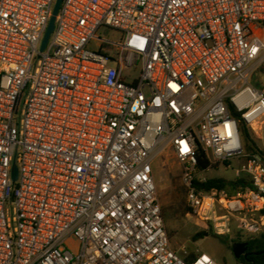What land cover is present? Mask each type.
Returning a JSON list of instances; mask_svg holds the SVG:
<instances>
[{"label":"built area","instance_id":"1","mask_svg":"<svg viewBox=\"0 0 264 264\" xmlns=\"http://www.w3.org/2000/svg\"><path fill=\"white\" fill-rule=\"evenodd\" d=\"M55 1L0 0V264H216L170 247L162 151L213 234L262 233L264 0H62L41 51ZM199 150L250 187L197 189Z\"/></svg>","mask_w":264,"mask_h":264},{"label":"rangeland","instance_id":"2","mask_svg":"<svg viewBox=\"0 0 264 264\" xmlns=\"http://www.w3.org/2000/svg\"><path fill=\"white\" fill-rule=\"evenodd\" d=\"M97 36L108 40H116L117 36L112 32H105L104 29L98 31ZM98 42L92 41L89 49L95 50ZM115 67V64H111ZM139 67L133 72L132 77H136ZM250 83L256 88L264 89V67L254 66L250 76ZM264 131V126H263ZM255 147L264 156V139H259L254 135L250 136ZM244 148L247 150L250 144L243 140ZM241 161L232 160L228 163H220L205 171H197L198 178L225 179L232 181L235 179L234 170L239 168ZM183 166L175 159L169 151L160 152L154 162V179L156 183L157 198L161 207L163 221L167 237L172 250L179 254L185 252L190 258L195 251L204 253L212 258L216 264H239L232 253V245L245 242L246 237L239 232L232 230L227 236H216L209 225L199 222L193 215L186 211L184 205L185 190L182 184ZM200 232L205 235L194 240V236ZM69 246L74 251L77 243L75 240L68 241Z\"/></svg>","mask_w":264,"mask_h":264},{"label":"trees","instance_id":"3","mask_svg":"<svg viewBox=\"0 0 264 264\" xmlns=\"http://www.w3.org/2000/svg\"><path fill=\"white\" fill-rule=\"evenodd\" d=\"M241 133L242 138L246 142V144H250V146L247 147V150H252V152H258L261 155L262 152L259 151L256 147L254 142L250 139L251 134H249L248 130L245 128V126L241 125ZM198 162H197V171H205L209 167V161L205 157V154L202 150L198 151L197 154ZM197 189H203V190H209L211 188H219V189H226L229 193L237 190L239 187L241 188H248L250 187V184L246 177H241L234 179L232 181H228L222 178L219 179H208L204 183H200L198 181L194 182ZM188 212V210L186 209ZM262 214L264 215V210L262 211ZM205 235L204 232H200L194 236V240L202 237ZM240 242V239L237 240ZM245 242L247 243V252L250 254L248 256V260L244 258H240L238 260L239 264H264V231L260 233L257 236L252 237H246ZM256 253H259V255H255ZM190 258L187 257V259Z\"/></svg>","mask_w":264,"mask_h":264},{"label":"water","instance_id":"4","mask_svg":"<svg viewBox=\"0 0 264 264\" xmlns=\"http://www.w3.org/2000/svg\"><path fill=\"white\" fill-rule=\"evenodd\" d=\"M62 0H56L55 4H54V8L44 35V39L42 41V45H41V51L45 48L48 39L51 35V33L53 32L54 29V23H55V19H56V15L58 13L60 4H61ZM17 177V170L16 167H13V171H12V179L16 180ZM208 234H206L205 236H207ZM232 253L233 256L235 257V259L239 260L240 258H244L246 260H248V256L250 255L247 252V243L246 242H237L234 243L232 245ZM255 255H259V253H256Z\"/></svg>","mask_w":264,"mask_h":264}]
</instances>
